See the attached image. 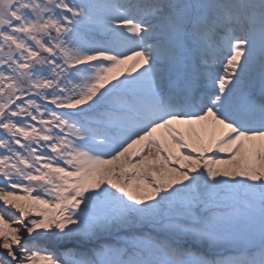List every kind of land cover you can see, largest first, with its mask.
I'll use <instances>...</instances> for the list:
<instances>
[{
	"label": "snow or ice",
	"instance_id": "snow-or-ice-1",
	"mask_svg": "<svg viewBox=\"0 0 264 264\" xmlns=\"http://www.w3.org/2000/svg\"><path fill=\"white\" fill-rule=\"evenodd\" d=\"M0 264H264V0H0Z\"/></svg>",
	"mask_w": 264,
	"mask_h": 264
}]
</instances>
